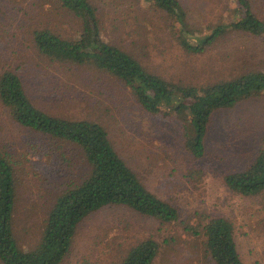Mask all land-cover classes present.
<instances>
[{
  "label": "rangeland",
  "instance_id": "374dc122",
  "mask_svg": "<svg viewBox=\"0 0 264 264\" xmlns=\"http://www.w3.org/2000/svg\"><path fill=\"white\" fill-rule=\"evenodd\" d=\"M88 1L97 11L102 39L166 81L204 87L264 72V36L228 32L200 54L180 46L184 36L178 27L190 38L207 36L210 29L234 20L236 0H176L183 11L180 24L135 0ZM248 1L264 22V0ZM79 29L59 0H0V74L15 73L31 102L44 112L98 123L142 184L170 202L182 221L201 215L229 220L242 263L264 264V191L244 197L223 180L245 170L264 147V91L216 112L204 156L194 159L184 148L183 115H150L117 79L51 61L35 47V31L74 40ZM0 152L11 156L15 171L13 235L22 250H32L56 196L79 181L84 162L76 149L17 126L1 104ZM145 239L159 245L153 264H213L201 242L180 225H161L120 207L80 222L61 264H118L125 250Z\"/></svg>",
  "mask_w": 264,
  "mask_h": 264
},
{
  "label": "trees",
  "instance_id": "16d2710c",
  "mask_svg": "<svg viewBox=\"0 0 264 264\" xmlns=\"http://www.w3.org/2000/svg\"><path fill=\"white\" fill-rule=\"evenodd\" d=\"M135 1L154 7L180 24L183 11L176 0ZM236 1L234 20L210 29L207 36L190 38L178 27L184 36L180 46L188 53L200 54L228 32L263 37L264 22L254 14L249 1ZM59 4L78 22L79 35L69 40L49 30L35 31L37 51L51 61L86 67L117 79L150 115H183L184 148L194 159L204 156L206 135L216 112L264 91V72L258 71L204 87L166 81L102 39L97 11L88 0H59ZM0 104L17 126L76 149L84 162L79 181L56 196L38 244L25 251L17 245L12 228L16 198L13 161L8 153L0 152V264H61L70 253L77 225L91 214L110 207L126 208L161 225H180L185 234L201 242L213 264H243L234 226L229 220L201 215L193 217V221H182L170 202L159 199L142 184L98 123L42 111L31 102L22 81L11 71L0 74ZM223 180L235 194L253 197L262 193L264 147L245 170L227 174ZM158 251L159 245L154 240L145 239L125 250L118 264H153Z\"/></svg>",
  "mask_w": 264,
  "mask_h": 264
}]
</instances>
